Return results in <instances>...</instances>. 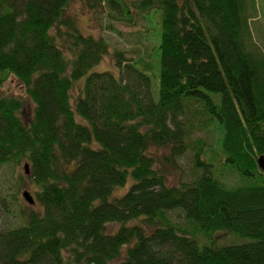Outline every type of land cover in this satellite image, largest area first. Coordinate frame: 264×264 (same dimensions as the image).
Instances as JSON below:
<instances>
[{"label": "trees", "instance_id": "trees-1", "mask_svg": "<svg viewBox=\"0 0 264 264\" xmlns=\"http://www.w3.org/2000/svg\"><path fill=\"white\" fill-rule=\"evenodd\" d=\"M75 1L0 0V89L15 78L34 104L25 123L24 100L0 93V166L27 162L41 205L0 232V264H264V52L250 0H86L127 22L161 10L154 76L123 51L118 73L92 72L109 44L80 32ZM192 104L243 184L214 177L202 140L193 180L168 184L190 148L181 117ZM175 210L190 228L172 222ZM218 232L250 241L219 244Z\"/></svg>", "mask_w": 264, "mask_h": 264}, {"label": "rangeland", "instance_id": "rangeland-1", "mask_svg": "<svg viewBox=\"0 0 264 264\" xmlns=\"http://www.w3.org/2000/svg\"><path fill=\"white\" fill-rule=\"evenodd\" d=\"M86 3V0H76L71 5L70 13L73 14L77 26L83 35H94L98 38H104L110 49V54L105 56L92 72L110 70L118 73L116 52L123 51L127 58L143 62V66L150 70V74L153 76L157 75L158 56H160L158 47L162 24L161 10L151 11L148 17H143L134 12L131 22H127L126 17L122 13L111 11L107 6L92 10L87 7ZM249 13L252 14L250 28L254 41L264 52V0H250ZM83 84L84 80H81L74 85L71 92L73 100L78 96ZM0 93L21 97L24 100V109L21 117L25 123L32 119L34 104L28 98L23 85L18 80L10 78L7 84L0 89ZM181 118L187 124L193 125L194 131L188 141L190 148L175 162V165L170 166L168 184L176 186L182 182L193 180L195 176V146L199 140L205 143L204 149L206 153L204 159L213 164L214 177L228 185L237 186L243 184V178L238 172L226 165L224 156L220 155L218 148L220 133L217 125L208 116L200 113V107L195 104H192ZM169 152L170 150L167 148H154L151 150V154L159 158L163 157V155H169ZM26 164L27 162H22L21 164L10 163L0 166V232L20 225L21 222L17 215L21 210L26 211L28 208L41 212V205L36 200L35 185L29 178L30 173L26 174L25 171ZM131 184L132 180L130 179L127 186L118 188L115 191V196L124 195ZM25 192H29L35 199L36 203L34 205L31 206L25 201L23 196ZM168 216L172 222L185 228H190L181 210L169 212ZM119 228L120 225L110 224L107 232L113 234ZM233 235H229L226 232H218L214 237L219 244H242L250 241ZM236 239L238 240L237 242ZM200 241L198 240L199 244L203 245L207 240L204 237H200Z\"/></svg>", "mask_w": 264, "mask_h": 264}, {"label": "water", "instance_id": "water-1", "mask_svg": "<svg viewBox=\"0 0 264 264\" xmlns=\"http://www.w3.org/2000/svg\"><path fill=\"white\" fill-rule=\"evenodd\" d=\"M260 164H261L262 169L264 170V158H262L260 160ZM25 171H26V174H29L30 173V171H29V165L28 164L25 165ZM23 196H24L25 201L29 205L32 206V205H34L36 203L35 202V199L31 196V194L29 192H25Z\"/></svg>", "mask_w": 264, "mask_h": 264}]
</instances>
